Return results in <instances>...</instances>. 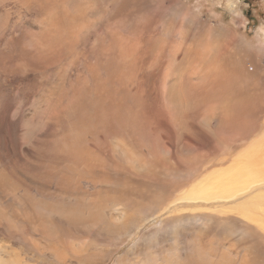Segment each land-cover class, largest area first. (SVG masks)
Instances as JSON below:
<instances>
[{
  "label": "bare ground",
  "instance_id": "1",
  "mask_svg": "<svg viewBox=\"0 0 264 264\" xmlns=\"http://www.w3.org/2000/svg\"><path fill=\"white\" fill-rule=\"evenodd\" d=\"M156 2L5 1L3 8H10L11 13L14 10L19 13L27 10L28 15L49 19L54 27L43 32L40 40L46 42L57 35L58 41L63 44L61 53L85 42L99 24L107 25L105 32L112 39L128 28L132 34L137 28L143 31L150 28L156 38L150 44L135 43L124 47L127 55L138 54L148 65L146 78L151 83L149 97L140 96L137 89L133 90L129 97L132 103L130 107L122 99L115 102L106 96L97 97L99 114L96 110L92 114L86 113L88 106L81 104L77 108L79 115L75 117L80 118L74 123L77 136L67 142V151L58 150L60 155L52 157L44 156L45 150L42 154L56 167L60 160L61 163L84 165L87 171L107 162L124 166L132 174L129 184L144 186L120 201L131 213L146 206L143 199H148L155 191L164 198L161 205L165 208L181 204L177 209L208 211L212 207L209 216L228 225L232 231L222 237L218 245H214L210 239L205 242L198 234L194 243L197 250L191 264H264V29L259 31L261 36L254 44L253 40H247L240 34L229 37L230 33H236L230 27L211 26L198 19L197 13H194L196 16L191 14L192 9H186L185 3L179 0H167L164 16L158 20L153 15ZM12 5L15 6L14 10ZM6 10L5 15L10 16ZM141 13L147 15L145 23L140 20ZM165 48L174 56L168 57V61L155 57L159 60L155 64L154 57H148L147 53L158 56V51ZM143 52L147 57L143 56ZM63 56L61 54L55 58L64 60ZM34 59L37 60H28L32 67L46 65L44 58ZM111 66V71L119 68L117 64ZM112 74L117 78L122 77L115 72ZM108 78L112 83L110 75ZM123 93L129 95L124 89ZM84 114L96 119V122L87 123L81 118ZM106 125V133L111 135V141L107 134L101 135ZM44 136L51 146L50 135L46 133ZM121 136L128 145L118 141ZM145 139L147 144L144 145ZM43 143L45 141L42 142L44 149ZM162 154L167 158H163ZM35 162L44 164L40 156ZM35 169L38 172L48 171L42 166ZM159 169L163 173L169 170L172 179L151 188L152 184L158 183ZM97 175L107 177L104 172ZM57 180L59 188L61 180ZM163 188L167 189V195ZM23 191L22 199H28L27 188ZM65 191L66 188L58 194L64 195ZM91 199L95 202L92 207L86 210L77 208L76 216L59 212L41 200L38 203H20L25 221L45 239L55 237L57 225L63 224L59 239L52 241H61L71 257L62 256L55 250L53 254L59 264H67L72 259L78 264H94L91 260L83 262L88 257L75 250L71 244L74 236L71 235L74 232L77 236L82 235L101 227L109 230V233L112 230V225L102 216L104 213L99 205L102 203L94 198V194ZM71 211L75 215V208ZM83 211H86V216ZM3 212L0 208V224L3 221L12 235L20 237L31 247V239L12 220L4 219L8 216H4ZM46 215L50 220L45 219ZM174 235L176 239L178 234ZM188 252L191 254L194 251L189 247ZM10 263L24 264L22 259L11 260ZM0 264H5L1 256Z\"/></svg>",
  "mask_w": 264,
  "mask_h": 264
},
{
  "label": "rangeland",
  "instance_id": "2",
  "mask_svg": "<svg viewBox=\"0 0 264 264\" xmlns=\"http://www.w3.org/2000/svg\"><path fill=\"white\" fill-rule=\"evenodd\" d=\"M5 1L0 0V208L4 210L3 215L8 216L4 219L12 220L31 239L29 247L20 237L12 235L2 221L0 256L5 264L18 259H22L24 264H59L53 254L55 250L62 256L69 259L71 257L61 241H52L59 239L63 224L57 225L55 237L45 239L25 221L22 203H38L41 200L59 212L76 216L77 208L86 210L85 208L92 207L95 203L91 199L93 194L102 203L99 204L104 213L102 216L112 225V230L109 233V230L101 227L82 235L77 236L75 232L71 235L74 236L71 244L75 250L88 257L83 262L191 264L197 250L194 243L198 234L205 242L210 239L214 245L220 244L222 237L232 230L209 216L208 212L212 211V207L208 211L177 209L181 204L165 208L161 205L164 198L155 191L148 199H143V205L146 206L131 213L120 201L128 198L135 189L144 186L129 184L132 174L124 166L107 162L87 171L84 165L61 163L60 160L57 169L54 163L44 158L60 155L58 150L67 151V142L77 136L74 123L80 118L75 117L79 115L77 108L81 104L88 106L86 113L92 114L96 110L99 114L97 97L106 96L115 102L122 99L129 107L132 105L129 97L134 93L133 90L137 89L140 96L149 97L151 83L146 78L148 65H145L143 57L138 54L127 55L124 47L135 43L150 44L156 40L154 32L150 28L145 31L137 28L132 34L128 28L118 33L116 39H112L105 32L107 25L99 24L85 42L61 53L63 44L58 41L57 35L46 42L40 40L43 32L54 27L49 19L28 15L27 10L19 13L14 10L13 5L14 11L11 13L10 8H3ZM179 1L185 3L186 9H192L191 14L197 13L200 17L198 19L211 26L232 28L236 33H230L229 37L240 34L257 44L261 36L259 31L264 29V0ZM155 5L153 15L160 20L164 16L167 0H157ZM4 10L6 13L9 11L10 16H6ZM140 20L145 23L147 15L141 13ZM22 38L26 40H21ZM66 42L69 43L70 40ZM61 54L64 55V60L55 58ZM147 54L148 57H154L155 64L159 61L155 57L165 61H168V57H174L167 48L158 51V56ZM147 54L143 52L144 57ZM34 57L44 58L47 60L46 65L32 67L28 60H37ZM112 64L119 65V68L111 71ZM114 72L122 77H114ZM123 89L129 93L128 96L124 95ZM81 118L87 123L96 122V119L85 114ZM107 125L102 128L101 135L107 134L111 141V135L106 133ZM46 133L52 140L51 146L47 144L44 136ZM85 137H88L87 132ZM118 141L124 145L129 144L123 136ZM39 156L44 161L43 165L35 162ZM162 157L167 158V155L162 154ZM62 159L67 161L66 157ZM39 166L48 171L38 172L35 168ZM98 172L106 173L107 177H98ZM159 173L158 183L152 184L151 188H157L159 183L172 179L169 170L163 173L159 169ZM57 179L61 180L59 188ZM124 187L126 188L123 189ZM24 188H27L30 195L28 199H22ZM64 188V195L58 194ZM163 191L167 195V189L163 188ZM72 208H75V215L72 214ZM83 213L86 216V211ZM46 217L47 221L50 220L48 215ZM173 232L178 234L176 239ZM189 247L194 251L191 254L188 252ZM67 264L78 263L72 259Z\"/></svg>",
  "mask_w": 264,
  "mask_h": 264
}]
</instances>
